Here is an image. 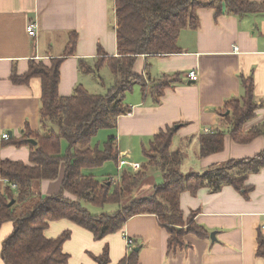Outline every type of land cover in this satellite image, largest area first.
Returning a JSON list of instances; mask_svg holds the SVG:
<instances>
[{"label": "crops", "instance_id": "1", "mask_svg": "<svg viewBox=\"0 0 264 264\" xmlns=\"http://www.w3.org/2000/svg\"><path fill=\"white\" fill-rule=\"evenodd\" d=\"M114 5L115 0H0V160L29 165V147L5 146L4 136L18 139L26 130L42 132V82L39 78L26 84L11 80L14 73L25 75L30 62L47 65L50 59H61L75 34L76 52L61 64L59 95L72 96L79 85L91 94L104 95L114 84L107 65L97 75L83 74L79 66L83 61L95 67L100 51L117 57ZM197 16L198 27L183 31L179 39L181 53L141 56L135 63L134 72L148 84L174 75L180 78L179 82L165 89L159 104L152 93L144 96L136 84L126 97L132 112L118 118L115 130L100 131L95 137L117 139L121 162L126 161L122 168L118 167L119 176L124 170L138 173L146 161L143 150L156 134L174 127L172 148L185 151V174L202 172L229 160L254 158L264 150V136L248 144L235 143L229 134L230 113H223L226 103L245 96L243 80L252 78L256 110L243 131L264 125V13L235 17L224 10L218 15L212 8H202ZM31 22L38 25L36 37L32 38L27 34ZM194 70L199 78L193 83L189 74ZM101 85L104 92H98L102 91ZM205 130L226 135L224 151L200 158L199 140ZM190 145L191 150H187ZM152 174L151 183L139 190L140 194H151L154 184L164 182L160 171L153 170ZM63 175L61 167L58 179L42 181V195L58 193ZM92 175L96 176L95 171ZM7 184L0 178V194L5 193ZM245 185L250 188L247 195L232 186L215 193L202 188L196 196L183 192L180 207L184 217L197 213L196 223L209 233L208 239L186 235L183 248L169 249L170 235L155 215L132 218L123 230L102 240H95L89 231L68 220L52 222L45 235L52 240L71 231V238L64 245V253L71 257L68 264H94L92 257L101 255L105 248L111 264H117L129 252L125 236L134 240V248H140V264H264L256 251L259 228L264 224V168L250 175ZM13 228V223L8 222L0 229V264H4L2 242ZM211 234H215L214 242Z\"/></svg>", "mask_w": 264, "mask_h": 264}, {"label": "trees", "instance_id": "2", "mask_svg": "<svg viewBox=\"0 0 264 264\" xmlns=\"http://www.w3.org/2000/svg\"><path fill=\"white\" fill-rule=\"evenodd\" d=\"M114 6L117 57L106 56L100 51L95 67L83 61L79 64L86 75H97L104 66L109 67L115 82L104 95L91 94L81 85L72 96L59 95L61 64L64 58L76 52L75 34L71 35L64 57L50 59L47 65L32 61L25 75L14 73L11 77L15 84H26L33 78L42 82V132L26 130L20 138L9 137L4 143L5 146L30 149L29 165L0 160V178L8 183L5 193L0 194V229L8 222L14 225L13 233L2 242L4 264H68L71 257L64 253V245L71 238V231L52 240L45 235L52 222L67 220L89 231L95 240H102L123 230L132 218L155 215L158 224L170 235L169 249L183 248L188 234L208 239V231L196 223L197 213L187 219L184 217L180 207L183 192L196 196L202 188L215 193L232 186L247 195L250 189L245 185L248 177L264 168L263 150L254 158L229 160L202 172L185 174L182 171L185 151L172 148L174 127L156 134L149 147L143 150L146 161L138 173L124 170L117 179L102 180L86 173L109 162L119 167L121 155L114 136L109 137L102 149L98 145L93 148L91 144L100 131L115 130L118 118L132 112L126 97L136 84L141 86L144 96L152 93L159 104L165 89L179 82L180 78L174 75L148 84L143 76L134 72L139 57L181 53L179 39L183 31L198 27L199 9L212 8L218 15L224 10L235 17L264 13V2L250 0H115ZM243 87L245 96L226 103L223 111L230 113L229 134L239 145L264 136V125L243 131L244 124L252 120L256 110L253 79L243 80ZM225 137L221 132L202 135L200 158L223 152ZM65 142L68 146L64 150ZM61 167L64 169L61 190L43 196L40 183L58 179ZM153 170L162 173L164 182L154 184L150 195L137 198L135 194L151 183ZM12 201L15 204L10 207ZM89 206L103 212L94 214ZM110 206L115 207L114 212H104ZM258 236L257 257L264 259L261 227ZM92 259L94 264H111L108 248ZM139 259V252L133 249L117 264H140Z\"/></svg>", "mask_w": 264, "mask_h": 264}, {"label": "rangeland", "instance_id": "3", "mask_svg": "<svg viewBox=\"0 0 264 264\" xmlns=\"http://www.w3.org/2000/svg\"><path fill=\"white\" fill-rule=\"evenodd\" d=\"M203 1H206V0H203ZM94 77H96V76H94ZM100 85V84H99ZM101 87V90L102 91H98V92H104V90L102 89L103 88V86L101 85L100 86ZM104 133V132H103ZM98 142H99V144H101V145H98V146H100L101 147V149L103 148V146H104V144H105V142H107V138L106 137H104V139L103 138H93V142H92V144H91V146L94 148V145L97 143L98 144ZM64 145H65V148H64V150L67 148V143H64ZM96 146V145H95ZM191 145L190 146H188V148H187V150H191ZM95 171V174H96V176H97V178L98 179H103V178H109V177H111V178H113V179H117V178H119L120 176H119V174H118V167L115 165V163H113V162H109V163H107V164H105V166H102V167H100V168H95L94 170H89V171H86V173L87 174H92V172H94ZM184 171H186V170H184ZM153 174H151V176H152ZM36 185H38V184H36ZM145 192H147V191H145ZM136 196H137V198H139V197H143V196H148V195H150V193H148V194H140V191L138 192V193H136L135 194ZM141 195V196H140ZM89 208L91 209V211L94 213V214H100V213H102L103 212V210H101V209H98V208H93L92 206L90 207L89 206ZM114 210H115V207H113V206H110V207H107L106 208V210L104 211V212H114Z\"/></svg>", "mask_w": 264, "mask_h": 264}, {"label": "built area", "instance_id": "4", "mask_svg": "<svg viewBox=\"0 0 264 264\" xmlns=\"http://www.w3.org/2000/svg\"><path fill=\"white\" fill-rule=\"evenodd\" d=\"M37 23L31 22L28 26H27V34L30 38L32 37H36V33H37ZM190 79L194 82L198 80V73L196 70L190 72L189 74ZM212 132H210L209 130H205L204 134L208 135L211 134ZM9 139V136L7 134H5L4 136V140ZM126 163V161H123L120 163L119 167L122 168V166H124V164ZM261 231L264 234V224L261 226ZM124 240H126L127 246L129 251L133 250L135 247V242L134 240H132L131 238H128L127 236L124 237Z\"/></svg>", "mask_w": 264, "mask_h": 264}, {"label": "water", "instance_id": "5", "mask_svg": "<svg viewBox=\"0 0 264 264\" xmlns=\"http://www.w3.org/2000/svg\"><path fill=\"white\" fill-rule=\"evenodd\" d=\"M194 83V82H193ZM229 113V112H228ZM31 141V143L32 144H37V142L36 141H32V140H30ZM15 204V201H12L11 203H9V206L11 207V206H13ZM210 238L212 239V241L214 242V240H216V238H215V234H211V236H210ZM134 250L136 251V252H139L140 251V248H134Z\"/></svg>", "mask_w": 264, "mask_h": 264}]
</instances>
